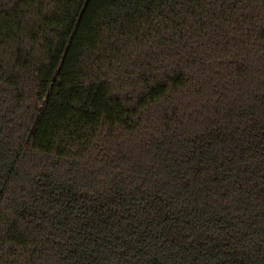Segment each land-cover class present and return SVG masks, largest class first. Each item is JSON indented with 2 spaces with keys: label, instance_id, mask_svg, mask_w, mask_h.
Wrapping results in <instances>:
<instances>
[{
  "label": "trees",
  "instance_id": "16d2710c",
  "mask_svg": "<svg viewBox=\"0 0 264 264\" xmlns=\"http://www.w3.org/2000/svg\"><path fill=\"white\" fill-rule=\"evenodd\" d=\"M0 264H264V0H0Z\"/></svg>",
  "mask_w": 264,
  "mask_h": 264
}]
</instances>
